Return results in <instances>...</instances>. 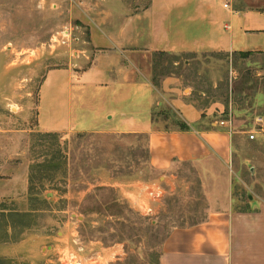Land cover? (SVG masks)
Returning <instances> with one entry per match:
<instances>
[{"label":"rangeland","instance_id":"rangeland-1","mask_svg":"<svg viewBox=\"0 0 264 264\" xmlns=\"http://www.w3.org/2000/svg\"><path fill=\"white\" fill-rule=\"evenodd\" d=\"M88 1L0 0V264H63L65 246L86 264L92 259L160 264L166 236L208 214L200 170L192 163L165 173L154 169L147 134L40 128V89L47 73L82 67L79 55L90 49V29L102 27L105 11L138 13L150 5L149 0ZM120 21L126 19L106 24L113 30ZM162 52L152 53L157 84L164 76L179 75L200 105L224 104L214 120L231 114L235 140L244 131L250 146L236 151V165L227 171L235 178L238 207H246L251 192L237 185L238 166L255 154L264 131V57L256 51ZM52 112L45 108L43 118H56ZM153 119L167 120V127L182 122L167 106L155 107ZM248 167L246 177L254 172ZM152 184L165 194L154 204V214L146 215L135 195H144Z\"/></svg>","mask_w":264,"mask_h":264},{"label":"crops","instance_id":"crops-1","mask_svg":"<svg viewBox=\"0 0 264 264\" xmlns=\"http://www.w3.org/2000/svg\"><path fill=\"white\" fill-rule=\"evenodd\" d=\"M149 4L138 13L105 11L106 21L126 22L120 21L113 30L106 21L102 27L92 26L91 47L79 55L82 67L47 73L40 89L39 126L60 133L112 128L147 134L154 169L165 173L177 164L192 163L200 170L208 214L166 236L160 264H264V131L255 154L238 166L237 185L251 192L248 205L241 208L234 193V175L227 168L236 165V151L250 146L244 131L235 140L234 130L214 120L225 111L224 104L216 108L200 105L179 75L164 76L157 84L152 60L157 50L256 51L264 57V0H149ZM146 18L152 22L146 24ZM157 106L173 110L188 128L167 127V120L153 119ZM51 107L50 116L56 118L45 120L43 112ZM247 163L254 168L247 174L251 182L243 175L244 167L250 169Z\"/></svg>","mask_w":264,"mask_h":264},{"label":"built area","instance_id":"built-area-1","mask_svg":"<svg viewBox=\"0 0 264 264\" xmlns=\"http://www.w3.org/2000/svg\"><path fill=\"white\" fill-rule=\"evenodd\" d=\"M65 34L71 36L72 32L66 30ZM219 124L221 126H228L232 132L234 130L231 114L229 115L228 119L219 121ZM250 138L254 139L255 135L251 134ZM164 194H165V189L163 187L156 184H152L146 187L144 191V195H141L140 197L138 195H135L137 197L136 202L139 204L140 208L144 210V213L146 215H153L154 204L159 202L163 198ZM63 249L64 252L62 254V257L60 258L63 264H86V262L77 259L78 253L71 250L73 248L69 246H65ZM89 262L91 264H101L98 259H92ZM102 264L105 263L102 262Z\"/></svg>","mask_w":264,"mask_h":264},{"label":"trees","instance_id":"trees-1","mask_svg":"<svg viewBox=\"0 0 264 264\" xmlns=\"http://www.w3.org/2000/svg\"><path fill=\"white\" fill-rule=\"evenodd\" d=\"M162 53H164V52H162ZM180 126H181V128H183V129H187V128H188V126H187L185 123H181Z\"/></svg>","mask_w":264,"mask_h":264}]
</instances>
